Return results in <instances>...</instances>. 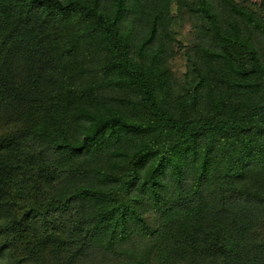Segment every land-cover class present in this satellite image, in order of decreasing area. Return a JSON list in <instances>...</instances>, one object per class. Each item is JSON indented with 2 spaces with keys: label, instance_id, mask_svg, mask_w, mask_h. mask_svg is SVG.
Returning a JSON list of instances; mask_svg holds the SVG:
<instances>
[{
  "label": "trees",
  "instance_id": "16d2710c",
  "mask_svg": "<svg viewBox=\"0 0 264 264\" xmlns=\"http://www.w3.org/2000/svg\"><path fill=\"white\" fill-rule=\"evenodd\" d=\"M0 264H264V6L0 0Z\"/></svg>",
  "mask_w": 264,
  "mask_h": 264
},
{
  "label": "rangeland",
  "instance_id": "374dc122",
  "mask_svg": "<svg viewBox=\"0 0 264 264\" xmlns=\"http://www.w3.org/2000/svg\"><path fill=\"white\" fill-rule=\"evenodd\" d=\"M237 2H241V1H247L252 5L255 6H264V0H236ZM176 8L174 6L171 7V14L174 16L175 15V10ZM190 26L189 24H183L182 26H179L178 28V40L179 42H181L183 45H188L189 41H190V36H189V32H190ZM176 53L175 58L173 59L172 63H171V67L173 70V73L175 75V77L177 78H181L182 75L185 73L186 70V59L183 55H181V51L178 45L174 46L173 49ZM240 244H242V242H240Z\"/></svg>",
  "mask_w": 264,
  "mask_h": 264
}]
</instances>
